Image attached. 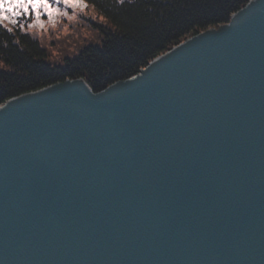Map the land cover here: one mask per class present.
<instances>
[{
	"label": "water",
	"instance_id": "obj_1",
	"mask_svg": "<svg viewBox=\"0 0 264 264\" xmlns=\"http://www.w3.org/2000/svg\"><path fill=\"white\" fill-rule=\"evenodd\" d=\"M0 264H264V0L100 93L2 104Z\"/></svg>",
	"mask_w": 264,
	"mask_h": 264
},
{
	"label": "trees",
	"instance_id": "obj_2",
	"mask_svg": "<svg viewBox=\"0 0 264 264\" xmlns=\"http://www.w3.org/2000/svg\"><path fill=\"white\" fill-rule=\"evenodd\" d=\"M94 42L53 64L31 34L0 24V106L42 89L83 80L94 94L136 76L185 40L227 24L250 0H82Z\"/></svg>",
	"mask_w": 264,
	"mask_h": 264
},
{
	"label": "rangeland",
	"instance_id": "obj_3",
	"mask_svg": "<svg viewBox=\"0 0 264 264\" xmlns=\"http://www.w3.org/2000/svg\"><path fill=\"white\" fill-rule=\"evenodd\" d=\"M49 3L55 9L51 17L42 10L39 20L34 16L22 17L16 26L40 42L51 63L60 64L63 59L77 54L82 46L95 41L93 34L96 31L90 21L102 22V18L87 9L83 1L78 7H66L54 0H49Z\"/></svg>",
	"mask_w": 264,
	"mask_h": 264
},
{
	"label": "snow or ice",
	"instance_id": "obj_4",
	"mask_svg": "<svg viewBox=\"0 0 264 264\" xmlns=\"http://www.w3.org/2000/svg\"><path fill=\"white\" fill-rule=\"evenodd\" d=\"M54 2L62 3L66 7L82 6V0H54ZM42 10L50 17L55 11L49 0H0V24L18 25L22 17L34 16L39 20Z\"/></svg>",
	"mask_w": 264,
	"mask_h": 264
},
{
	"label": "bare ground",
	"instance_id": "obj_5",
	"mask_svg": "<svg viewBox=\"0 0 264 264\" xmlns=\"http://www.w3.org/2000/svg\"><path fill=\"white\" fill-rule=\"evenodd\" d=\"M75 81H77V80H75ZM83 81V80H82Z\"/></svg>",
	"mask_w": 264,
	"mask_h": 264
}]
</instances>
